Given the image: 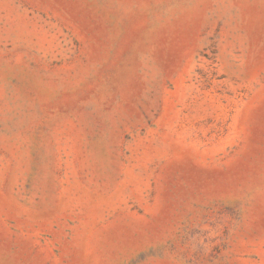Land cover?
<instances>
[{
	"label": "rangeland",
	"instance_id": "374dc122",
	"mask_svg": "<svg viewBox=\"0 0 264 264\" xmlns=\"http://www.w3.org/2000/svg\"><path fill=\"white\" fill-rule=\"evenodd\" d=\"M0 264H264V0H0Z\"/></svg>",
	"mask_w": 264,
	"mask_h": 264
}]
</instances>
